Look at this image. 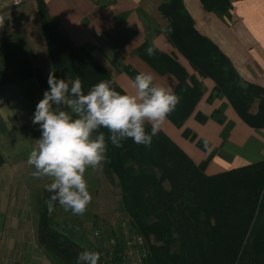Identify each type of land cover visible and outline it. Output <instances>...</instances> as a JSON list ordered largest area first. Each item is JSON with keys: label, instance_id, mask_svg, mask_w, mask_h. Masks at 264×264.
Here are the masks:
<instances>
[{"label": "trees", "instance_id": "16d2710c", "mask_svg": "<svg viewBox=\"0 0 264 264\" xmlns=\"http://www.w3.org/2000/svg\"><path fill=\"white\" fill-rule=\"evenodd\" d=\"M198 1L206 12L228 16V0ZM34 2L48 62L56 77L67 80L79 76L85 94L92 85L108 79L116 91L124 94L90 50L73 46L47 16L43 0ZM158 11L167 21L163 32L167 41L199 77L213 82L206 100L224 97L244 124L264 128V87L243 81L218 48L195 31L181 0H162ZM150 46L144 41L137 55L158 74L170 73L176 79L173 92L179 102L166 118L178 128L201 95L200 83L156 50L148 56ZM30 75L43 94L49 90L48 80L38 70ZM127 75L133 80L137 73L128 70ZM223 108L220 105L213 109L209 117L222 123ZM61 110H70L74 116L66 106L62 105ZM194 118L202 123L207 116L196 111ZM145 127L151 131L149 123ZM101 130L108 135L107 129ZM180 134L195 139L187 128H182ZM122 143L123 147L116 148L107 142V159L100 168L106 177L115 176L128 227L144 238L149 264H264V158L206 174L203 169L210 154L194 163L160 129L151 146L131 139ZM194 143L201 149L207 147L204 140L195 139ZM2 161L0 156V164ZM102 235L106 233H100L104 239ZM35 238L51 264H75L78 253L85 250L54 227L45 202L38 212ZM121 241L115 239V253L122 249ZM98 264H103L101 259Z\"/></svg>", "mask_w": 264, "mask_h": 264}, {"label": "crops", "instance_id": "0c3cea01", "mask_svg": "<svg viewBox=\"0 0 264 264\" xmlns=\"http://www.w3.org/2000/svg\"><path fill=\"white\" fill-rule=\"evenodd\" d=\"M228 2V16L221 18L204 11L198 0H181L195 31L218 48L243 81L264 87V0ZM43 3L47 16L61 28L72 45L88 48L110 79L125 93L135 94L128 70L137 74L150 73L155 84L172 90L177 83L173 75L158 74L138 57L137 49L146 40L200 83L201 95L183 124L177 128L165 118L158 129L194 163L210 154L204 173L264 158V128L241 126L224 97L207 101L213 82L199 77L165 38L163 32L167 21L158 11L162 0H43ZM0 56L3 58L0 59V71L12 73L8 80L0 82V156L3 160L0 164V200L9 203L22 200L27 206L20 212L18 208H5V203L2 204L1 223L8 229L3 244L12 250L16 244L22 250L26 245L34 244L40 254L31 250L10 258L6 252L0 264H51L36 242L38 214L35 216L29 208L39 199L44 202L48 199L45 185L51 180L34 178L32 172L35 169L27 163L35 141L41 138L39 125H33L32 117L37 103L43 99L41 88L30 73L35 69L38 72L46 69L48 59L34 0H20L17 5L13 0H0ZM220 105L224 106V120L232 121L224 138L219 134L221 123L209 117ZM196 111L207 116L204 122L194 118ZM182 128L193 132L195 139L204 140L206 149L196 146L195 139L182 137ZM85 179L92 196L85 214L73 215L57 203L50 215L58 231L89 250L97 242L87 227L95 215L104 216V212L98 207L101 196L95 193L97 179L93 168L86 171ZM38 191H43V198Z\"/></svg>", "mask_w": 264, "mask_h": 264}, {"label": "clouds", "instance_id": "9594fccd", "mask_svg": "<svg viewBox=\"0 0 264 264\" xmlns=\"http://www.w3.org/2000/svg\"><path fill=\"white\" fill-rule=\"evenodd\" d=\"M146 54L153 56L155 48L148 47ZM131 83L135 94H121L108 79L92 85L85 94L79 76L58 79L55 71H50L49 90L32 117L41 138L27 158L35 169L34 178H51L45 185L49 214L58 203L66 212L84 215L92 201L85 174L106 161L107 142L116 148L128 139L151 146L160 122L179 102L173 90L155 84L150 73L137 74ZM62 105L74 116L61 110ZM146 123L152 124L150 132ZM101 129H107L108 135ZM99 260V252L85 249L78 253L75 264H98Z\"/></svg>", "mask_w": 264, "mask_h": 264}, {"label": "rangeland", "instance_id": "374dc122", "mask_svg": "<svg viewBox=\"0 0 264 264\" xmlns=\"http://www.w3.org/2000/svg\"><path fill=\"white\" fill-rule=\"evenodd\" d=\"M0 59H3L2 56H0ZM47 59V58H46ZM47 66L46 69H44L42 72H40V74L43 76V78L45 80H48L49 77V73L51 70L48 59H47ZM19 75L23 74V73H18ZM10 76H12V73L9 72H3L0 71V82H4L5 80H8L10 78ZM251 109H254V104L251 106ZM233 115L235 118H238L235 113L232 111ZM69 114H70V110H69ZM221 115L223 116V118L225 119V115L223 114V109L221 111ZM238 121L240 122L241 126H244L246 128L247 127L241 120L238 119ZM227 125H229L227 127ZM232 125V121L230 120H223V122L221 123V128H220V136L221 138L224 137L228 130L230 129ZM202 140V139H200ZM95 171V176L97 179V184H96V191L95 193H97L99 196H101V198L98 201V207H100V209L104 212V216H98L95 215L94 218L92 219L90 225L87 227L88 232L94 236L92 234L94 229H97L99 231V235L96 237H93L95 239V241L97 242V244H92L93 247H89V250H93L95 248H98L101 245V242H104V239L108 238V237H113L114 239L116 238H120L121 240H123V236L121 234V228H120V222L121 221H125L126 224L127 223V217L126 215L123 213L122 210V205H121V201H120V197H119V188H118V184H117V180L115 178L114 175H111V178L106 177V175L103 173L102 169L100 168V166L94 168ZM9 177V176H8ZM42 192L43 191H38V195L41 196V198H43L42 196ZM41 195H40V194ZM4 204L5 208H18V210H24L25 208H27V206H25L24 201L19 200V201H12V202H8V201H3L0 200V211L2 208V204ZM44 201L40 200L38 202H34L33 206H30V212L34 213V215L36 216V214H38V212L42 209V205H43ZM11 204V205H10ZM21 216H19L20 218ZM2 218L0 217V261H2L6 256V252L9 253L10 258H12L13 255L19 254L20 252H26L29 251L31 252L34 251V253L36 255L39 254L38 251V247L35 246L34 244H30L29 247H27L25 250L20 249L18 246L19 244H16V249L14 248L12 250V247L9 249H6V247H8L9 245L7 244H3L5 241V237L8 233V229H6V227L1 223ZM132 233H136L134 232V230H130ZM100 233H106L104 239H102L103 237L100 238ZM110 235V236H108ZM25 246V245H24ZM94 248V249H93ZM96 250V249H95ZM9 251V252H8ZM40 255V254H39Z\"/></svg>", "mask_w": 264, "mask_h": 264}, {"label": "built area", "instance_id": "2783aa9c", "mask_svg": "<svg viewBox=\"0 0 264 264\" xmlns=\"http://www.w3.org/2000/svg\"><path fill=\"white\" fill-rule=\"evenodd\" d=\"M20 0H13V4H19ZM122 249L114 252L115 239L111 236L104 239L99 246L100 259L103 264H149L146 260L147 248L144 238L138 233H132L125 221L120 222ZM92 234L96 237L99 231L94 229Z\"/></svg>", "mask_w": 264, "mask_h": 264}]
</instances>
